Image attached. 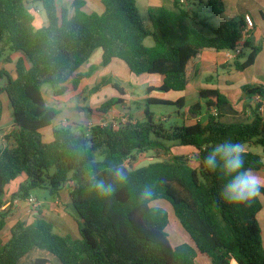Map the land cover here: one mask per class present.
I'll use <instances>...</instances> for the list:
<instances>
[{
  "label": "trees",
  "instance_id": "1",
  "mask_svg": "<svg viewBox=\"0 0 264 264\" xmlns=\"http://www.w3.org/2000/svg\"><path fill=\"white\" fill-rule=\"evenodd\" d=\"M32 1L42 4L48 19V24L39 29L34 26L30 0H0V43L10 54H22L15 62L16 78L0 69V80H5L0 86V120L1 95L7 96L13 111V128L5 136L13 143L0 148V264H18L34 248L50 252L61 264H198L200 253L207 255L211 264H264L263 232L257 219L263 210L260 197L247 205L225 203L218 195L222 179L205 171L200 163V157L216 142L232 139L243 144L246 166L264 172L263 156L254 150L262 147L264 153L260 105L253 110L252 121L225 123L220 109L229 103L227 96L218 89H203L200 97L207 107L206 124L197 120L192 125L167 129L156 123L155 114L146 108L143 121L130 117L125 122L94 125L87 130L58 126L53 128L50 141L43 132L58 115L46 101L44 85L52 88L54 96L77 90L86 77L81 67L96 49L103 50V66L119 59L135 75L162 76L161 86L149 87V93L184 91L195 79L205 53L237 47L245 19L211 27L213 37H207L191 22L209 27L207 20L224 13L222 0L208 1L211 18L205 20L194 11V0L191 7L174 0V8H150L147 22L137 0H101L103 13L88 11L86 0H73L72 17L58 0ZM202 1L197 0L205 3ZM148 37L154 39V46L145 44ZM244 47H250L249 40ZM252 49L243 62L244 53L235 59L238 71L254 65L261 48ZM1 60L11 62V57L0 51ZM106 85H111L117 95L96 109L104 114L123 106L126 95L124 87L107 77L91 92ZM242 89L264 100L263 85ZM148 102L185 108L184 98L175 102L149 98ZM201 109L197 103L187 112L199 117ZM175 147L194 148L198 166H192L186 155H173L169 160L135 168L141 155L150 151L168 154ZM97 154L103 159L97 160ZM117 168L123 172L122 181L114 175ZM21 176L25 180L7 198V186ZM93 177L112 185L111 194L97 195ZM69 182L73 185L67 187ZM65 187L79 217V236L60 234L51 222L36 217L32 223L17 220L10 228L9 239L2 240L15 200L27 201L38 188L48 189L55 198ZM149 190L152 194L146 196ZM157 200L172 205L191 243L172 245L167 232L169 214L152 205ZM34 264L51 262L37 258Z\"/></svg>",
  "mask_w": 264,
  "mask_h": 264
},
{
  "label": "crops",
  "instance_id": "2",
  "mask_svg": "<svg viewBox=\"0 0 264 264\" xmlns=\"http://www.w3.org/2000/svg\"><path fill=\"white\" fill-rule=\"evenodd\" d=\"M87 5L86 9L89 8L91 11L97 12V13H103L105 10V7L101 0H86ZM145 0H142V2ZM147 2L151 1V3H157V6H162L163 3L157 2L158 0H146ZM224 2L225 10L222 14V18L224 19V22L229 20H236L240 18H244L246 15H250L252 19L254 20L255 27L254 30L251 32L250 37L248 38L251 51L252 48L260 47L261 50L259 51L256 61L252 67L245 71H238L234 66L233 59H228L226 51H222L219 53H205L203 55L202 61L198 67V72L196 74L195 79L188 85L187 89L184 91L179 92H169V93H163V95H160L159 99L161 100H167L171 102H175L180 98L185 99V108L183 109L185 115H183V124L186 125H192L197 122V120L200 121L202 118V110L203 106L206 105V103L201 99L200 92L203 89H218L221 91L222 94L227 96L229 103L227 105H230V110H228L227 107H225V111L227 112L226 115L230 118L229 122H250L253 119V110L260 105V114L264 117V111H261V106L264 104L260 97L256 95H247L243 92V86H264V0H222ZM138 2V0H137ZM70 3V4H69ZM73 0H68L69 7H66L69 10L70 17L74 14V9L72 6ZM41 6V9H43V6L41 3L39 5H31L29 4V8L31 12L35 16L34 26L39 29L48 24V19L46 16L45 11L39 9ZM72 6V7H71ZM196 23V22H195ZM201 26V25H200ZM202 27V26H201ZM197 28V27H196ZM198 30L199 27L197 28ZM244 48L243 53L246 54V49ZM99 49H96L95 52H98ZM250 51V53H251ZM94 52V53H95ZM10 54V52H8ZM93 53V54H94ZM99 55L102 56V62H103V50ZM11 57V62H5L4 60H1L2 65L0 69L7 70L13 78H16V72H15V62L17 59L22 57L21 53H11L9 55ZM7 57V56H5ZM90 61V59H89ZM86 62L81 67V73L86 74L77 90H71L69 89L65 94L61 96H54L49 101V99L45 96L46 101L49 105L55 107L58 110V115L56 116L55 120L53 121V125L47 129H45L44 135L45 139L47 141H50L52 139V132L54 127L58 126H72L75 129H78L79 127H83L87 130V127H91L94 125H102L106 126L111 123H116L119 119L120 114L118 112L120 109L118 107H125V112L128 115L132 116V113L129 111L127 107L130 106V104L139 98H144L143 92L144 89L139 88L138 86H135L131 80L132 75L128 68V66L119 59H114L110 65L103 66L104 68L99 69L97 71L94 69L93 65L90 64V62ZM243 62V60L241 59ZM103 65V64H102ZM201 67V70H200ZM261 67V69H260ZM263 70V73L257 74L256 71ZM106 71V75L102 76V73ZM160 76V75H158ZM111 78L113 82L119 83L122 87L126 90L125 95V104L123 106H118L111 110L109 113H99L96 111V109L105 102V100L110 99L111 97H114L117 95V92L112 88L111 85H106L101 88L100 91L92 94L91 89L103 78ZM159 82L156 84L149 83L147 86V93L148 97L150 98L153 96L156 92L149 93L148 88L151 86L159 87L163 83V78L160 76ZM195 83H198L195 86ZM5 85V80H0V86ZM189 89H192L193 93H199V100H197L196 103L190 104L187 101V96L189 94ZM106 91H109V95H106L104 99H100V94L105 93ZM134 92L138 94H134ZM53 93V91H52ZM170 93H176V98H169L168 95ZM45 94V93H44ZM150 94V95H149ZM244 94V95H243ZM139 95V96H137ZM108 96V97H107ZM143 96V97H142ZM94 97V103H91V105H88V100ZM97 98V99H96ZM158 99V98H157ZM1 101L3 104V113L1 116V120L4 114V110L8 109L9 113L7 114L6 118V127L1 126V120H0V148H3L7 146L5 143L4 146H1L2 140L6 134H8L12 128H13V111L12 107L10 105V102L6 95H1ZM96 101V102H95ZM50 102V103H49ZM136 102V101H134ZM200 103L202 105L201 109V116H193L191 115V119H188V108L191 105ZM204 104V105H203ZM224 107L220 109V113L223 115ZM182 112V113H184ZM137 114L141 116L142 119L145 118V109L144 110H138ZM181 115V113H180ZM205 121L203 122L206 124L208 122V115H204ZM133 118L137 121L136 117L133 116ZM123 119V118H122ZM162 121V118L160 119ZM5 142H7L5 140ZM9 143H13V141H9ZM255 149V148H254ZM25 180V176H21L16 181L11 183L7 186V198H10L11 194L16 192L19 188V185L23 183ZM73 185V182H69L67 184V187H70ZM67 187H65L58 197H52L54 201L52 202H42L43 206L47 205V203H54L56 200H63L65 195L68 193V198L70 200L69 192ZM17 213L12 214L10 213L8 217V223L6 225V228L4 229L2 233V240L6 241L10 237V228L11 226L17 221V220H23L28 223H32L36 217H42L46 219L47 221L51 222L54 226V229L56 232L55 227L57 225L61 227L63 230H70L74 236H79L78 232V223L74 217L68 218L69 216H60L57 213H47L48 210H35L29 207L26 201H21L18 205ZM51 216H54L52 218ZM58 228V227H57ZM59 233V232H58ZM69 231L63 232L62 234H68ZM61 234V233H60ZM4 235V236H3ZM200 258V261L202 264H211L209 257H207L205 254H199L198 259ZM48 259V258H47ZM36 260V259H35ZM50 260V259H49ZM198 261V260H197Z\"/></svg>",
  "mask_w": 264,
  "mask_h": 264
},
{
  "label": "rangeland",
  "instance_id": "3",
  "mask_svg": "<svg viewBox=\"0 0 264 264\" xmlns=\"http://www.w3.org/2000/svg\"><path fill=\"white\" fill-rule=\"evenodd\" d=\"M196 2V5L193 6V9L196 13H198L201 17L202 20H205L206 18H211V14L208 12L209 7H208V1L209 0H203L202 2L205 3H199L197 2V0H194ZM30 4L31 5H39V2H34L32 0H30ZM157 2H161L163 3L162 6L168 7V8H174V0H158ZM58 3L60 6H66L69 7L68 4V0H58ZM183 6L185 7H191L192 6V0H185V2H182ZM157 3H151V1L147 2L146 0L142 2V0H138V7H139V11L140 14L142 15V17H144V19L146 20V22L148 21V11L150 8L152 7H159L157 6ZM72 7V6H71ZM41 10V12L44 9H41V6L39 8ZM88 11H91L89 8H87ZM223 15L221 16H217L215 18H211L210 20H207V24L210 25L209 27H201L199 24L195 23V22H191V25H193L194 27H199V29H201L200 31L207 37H213V33L211 31V27H215V26H220L224 23V19L222 18ZM237 20V19H236ZM145 44L147 46H154L155 45V41L152 37H148L145 40ZM102 49H99L98 52H101ZM0 51L3 52L4 56H9V50L8 48L3 44L0 43ZM251 49L247 48L246 49V54L244 57H242V60L244 61L247 56L250 54ZM98 52H95L92 57L90 58V64L93 65L94 69H96L97 71H99V69L104 68L102 65V56H100ZM2 65V62H0V67ZM261 69V67H260ZM201 70V67H200ZM257 74H261L263 73V70H258L256 71ZM106 75V71H104L102 73V76ZM132 80L131 82L135 85L138 86L141 89H144V92L142 93L144 98H139L137 100H134L136 102H132L130 104L129 107H127L129 109V111L132 113L131 115H128L125 112V107L127 106H123V107H118L120 109V111L118 112V114H120L118 121H121L122 118L125 119H129L130 117H136L137 119H139V121H143L145 120L141 118V116L139 114H137L138 110H144L146 108H149L154 114H155V122L156 123H162L165 128L170 129L171 127H175V126H181L183 125V115H180V112H184L183 109L179 108L177 105H172V104H149L148 102V93H147V86L149 83H154L156 84L157 82H159V78L160 76L158 75H149V74H144V75H135L133 73H131ZM198 83H195V86ZM68 85L71 86V81L68 82ZM45 96L49 99V101L53 98V93H52V88L49 87V85H44L43 87ZM72 90V89H71ZM92 93V92H91ZM244 93V92H243ZM94 94V93H92ZM134 94H138L136 92H134ZM245 94V93H244ZM243 94V95H244ZM106 95H109V91H106L103 94H100L99 96V101L100 99H104ZM150 95V94H149ZM160 95H163L162 92H156L153 96H151L150 98H158L161 97ZM139 96V95H137ZM142 96V97H143ZM169 98L173 99L176 98V93H170V95H168ZM108 97V96H107ZM94 97H92L91 99L88 100V105H91V103H94ZM97 99V98H96ZM109 99V98H108ZM197 100H199V93H193L192 89H189V94L187 96V101L192 104V103H196ZM106 101V100H105ZM96 102V101H95ZM50 103V102H49ZM95 104V103H94ZM204 105V104H203ZM224 107V111H223V116L221 117V121L225 122V123H232L229 122L230 118L226 115V111H225V107L228 108V110H230V105L224 104L222 106V108ZM206 110L207 107L206 105L203 106V110H202V118L200 119V122L203 123L205 121V117L204 115L206 114ZM9 113L8 109L4 110V114L1 120V126L2 127H6L7 123H6V118H7V114ZM183 114V113H182ZM195 115V114H194ZM193 115V116H194ZM197 116V115H196ZM162 118V121H160V119ZM188 119H191V115L188 116ZM117 121V122H118ZM204 124V123H203ZM5 139V137L3 138ZM10 145L9 142H5V140H2V144L1 146H4V144ZM257 153L261 154L263 156L264 159V153H263V149L262 147H256L254 149ZM173 155H186L191 162V165L194 167L198 166L197 163V151L192 148V147H175L170 153L168 154H162L161 151H150L148 153H145L143 155H141L137 162H135V168H140L143 166L148 165L151 162H156V161H163V160H169L172 158ZM96 159L97 160H102L103 156L97 154L96 155ZM259 174L264 175V172H259L256 171ZM31 196L34 197L35 199H37L38 201H40L41 203L44 202H52L54 201V199L52 198V196L49 193L48 189L45 188H38L32 191ZM260 200L261 203L263 205V210L258 214L257 219H258V223L259 226L263 232V240H264V196H260ZM59 201L62 204V210L61 212H58L55 210V208L53 207V203H47V205L42 204V206L39 209L36 210H40L41 208L44 210H48L47 213H57L60 216H69L68 218L74 217L76 220L79 218L77 212L72 208L71 206V201L68 198V193L65 195L64 197V201L59 199ZM21 202V201H20ZM18 204H14L12 205L11 209H10V213L15 214L17 213L18 210ZM153 206H160L162 208H164L168 214H169V226L167 228V232L169 234L170 237V241L172 243L173 246H178L181 245L183 243H191L188 234L186 233V231L182 228L178 218L175 216L174 214V210L172 205L166 201V200H157L155 202H153L152 204ZM41 209V210H42ZM50 211V212H49ZM52 218H54V216H51ZM58 227V228H57ZM56 230L59 233H63L66 231H69V233H72L70 230H63L61 227H59L57 225ZM4 236V235H3ZM207 256V255H206ZM208 257V256H207ZM37 258H48L50 259L51 264H61V262L54 256L52 255L50 252L46 251V250H42L39 248H34L30 253H28L24 258H22L20 260V262L18 264H34L35 259ZM198 264H202V262L200 261V258L198 259Z\"/></svg>",
  "mask_w": 264,
  "mask_h": 264
},
{
  "label": "clouds",
  "instance_id": "4",
  "mask_svg": "<svg viewBox=\"0 0 264 264\" xmlns=\"http://www.w3.org/2000/svg\"><path fill=\"white\" fill-rule=\"evenodd\" d=\"M247 153L241 142L222 139L216 142L205 155L200 157L202 168L210 173L218 174L223 183L218 193L221 200L229 205L241 206L264 195V175L246 166ZM115 177L124 179L123 172L117 168ZM92 187L99 196H107L112 192V185L103 179L93 177ZM151 191L145 195L150 196Z\"/></svg>",
  "mask_w": 264,
  "mask_h": 264
},
{
  "label": "built area",
  "instance_id": "5",
  "mask_svg": "<svg viewBox=\"0 0 264 264\" xmlns=\"http://www.w3.org/2000/svg\"><path fill=\"white\" fill-rule=\"evenodd\" d=\"M181 1L185 2V0H181ZM244 19H245V23H244V26L242 27L241 38L237 44V47L232 49V50L226 51L228 59L235 60L238 58V56L240 54L243 53V50L245 48L244 44L248 40V38L250 37L251 32L254 30L255 23H254V20L252 19V17L250 15H246L244 17ZM260 99L264 103V100L262 98H260ZM261 111H264V104H262V106H261ZM217 113H218L217 110H213L214 115H217ZM121 121L125 122V121H127V119L123 118ZM129 162H130V159H128L126 161V164H129ZM26 202L29 205V207H31L32 209H35V210L39 209L43 204L32 196H30V198ZM19 203H20L19 200H15L12 205L19 204ZM9 205H11V202L8 203L7 205H5L2 209L8 207ZM52 205L56 211L61 212L62 204L59 200H56V202H54Z\"/></svg>",
  "mask_w": 264,
  "mask_h": 264
},
{
  "label": "water",
  "instance_id": "6",
  "mask_svg": "<svg viewBox=\"0 0 264 264\" xmlns=\"http://www.w3.org/2000/svg\"><path fill=\"white\" fill-rule=\"evenodd\" d=\"M195 116H196V114H195Z\"/></svg>",
  "mask_w": 264,
  "mask_h": 264
}]
</instances>
